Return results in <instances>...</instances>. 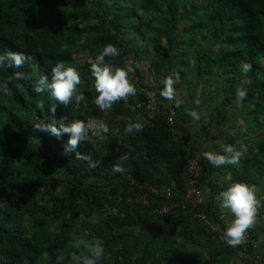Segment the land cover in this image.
I'll return each instance as SVG.
<instances>
[{"label":"trees","instance_id":"obj_1","mask_svg":"<svg viewBox=\"0 0 264 264\" xmlns=\"http://www.w3.org/2000/svg\"><path fill=\"white\" fill-rule=\"evenodd\" d=\"M201 28L208 29L211 36L208 52L195 48ZM190 30L195 36L188 37ZM108 43L121 49V56L108 62L118 66L125 61L140 63L152 53L147 71L165 62L170 72H179L186 83L184 89L186 85L195 89L208 76L216 86L214 97L205 100L209 104L217 101L212 104L218 127L226 123L227 106L240 105L244 115L249 113L251 121L244 122L256 126L255 139L247 145L241 163L227 168L229 179L210 183L209 177L218 169L197 148V143L220 138L226 131L212 136L208 125L191 131L190 116L180 112L174 102H170L175 109L172 124L160 105V112L143 122L142 132L124 135L126 125L140 117L137 105L145 100V91L155 93L159 102L166 101L159 95L163 85L154 80L152 87L150 81L145 83L147 77L139 67L133 74L139 79L136 96L104 113L91 103L96 92L89 61ZM175 46L191 52L189 59L175 58ZM202 46L207 48L203 42ZM8 50L34 59L22 68H0V83L14 72L25 74L24 81L11 80L13 95L0 92V264H56L58 249L65 255L63 264H71L70 254L77 249L69 231L104 242L106 256L101 264H225L224 255L230 252L242 254L250 264H264L263 248H253L264 237V220L260 231L249 230L251 242L246 250L227 244L219 247L223 240L213 239L219 233L214 226L224 229L213 202L215 195L238 181L256 185L257 178L264 175V0H0V53ZM59 60L80 70L83 83L79 88L88 98V107H77L74 102L67 108L58 105L56 118L67 117L66 122L103 119L110 129L103 143L93 135L95 138L77 149L100 161L95 169L74 159L75 153L62 154L67 135L58 140L32 128L56 106L47 93L32 89L42 74L50 78V70ZM241 62L252 65L247 74L252 83L247 99L238 104L236 88L244 78ZM218 72L226 74L225 83L218 79ZM154 76L158 77L156 71ZM41 101L43 111L36 108ZM227 136L225 144L240 140ZM124 153L137 158L123 165V174L112 173L111 167ZM196 153L202 157L204 202L185 212L187 161ZM139 184L165 185L170 192L154 195ZM143 195L145 199L137 200ZM171 205L162 216L153 213Z\"/></svg>","mask_w":264,"mask_h":264},{"label":"clouds","instance_id":"obj_2","mask_svg":"<svg viewBox=\"0 0 264 264\" xmlns=\"http://www.w3.org/2000/svg\"><path fill=\"white\" fill-rule=\"evenodd\" d=\"M121 56V49L114 43L106 44L95 57L89 61L90 73L93 77V86L96 92L91 103L94 104L100 112H108L113 106L137 94L136 84L133 82V74L140 66L138 62L128 61L123 66H118L115 61ZM34 57L21 51H11L0 53V68H22L25 63H31ZM240 71L242 78L236 88V102L242 103L248 97V86L252 81L247 78V74L252 70V65L247 62H241ZM11 80L24 81L25 74L23 72H14L9 80L0 83V92L5 96L13 95V90L9 87ZM83 83L80 70L72 66L66 61L59 60L50 70V78L48 74H42L36 81L32 91L35 93H47L49 100L56 101V106H51L48 111L50 116L32 126L33 131L46 133L56 139H61L64 135L68 136V140L64 145L63 155L75 153L74 159L86 161L90 168H97L100 161L93 160L91 154H82L77 149L85 141L90 139V134L94 135L100 143H103L109 133L108 124L103 119L90 118L85 121L82 119H73L67 121V117L56 118L58 105L67 108L73 102L77 107L83 105L88 107L87 96L80 91L79 86ZM161 83L163 85L159 95L169 102H174L176 108L182 106V101L177 97L176 85L180 83L179 72L172 71L165 76ZM153 97L155 93H152ZM197 108L199 101H196ZM36 108L43 111V102H38ZM188 116L193 120L199 121L201 113L195 109L186 110ZM144 123L141 117H137V122L128 123L124 129V135L128 136L133 133L142 132ZM248 146L237 141L236 144H222L219 151H204L201 153L210 165L215 168L225 166H238ZM139 155V154H137ZM130 153H124L118 156L110 171L114 174H123L126 169L123 166L129 159H136ZM220 200L219 207L221 211L228 210L234 217L223 230L221 239L227 246L236 248L246 242L249 230L255 227L261 209H264V195H260L259 188L254 184L245 181H238L230 184L227 190L219 193L217 197ZM70 240L74 241L75 248L70 254L71 264H101L106 256L104 242L93 237L91 240L79 237L76 233L69 231ZM253 245V244H252ZM45 258L47 254H45ZM65 255L62 250L56 252V264H63Z\"/></svg>","mask_w":264,"mask_h":264},{"label":"rangeland","instance_id":"obj_3","mask_svg":"<svg viewBox=\"0 0 264 264\" xmlns=\"http://www.w3.org/2000/svg\"><path fill=\"white\" fill-rule=\"evenodd\" d=\"M158 25V24H156ZM184 28V25L180 27L179 30H182ZM189 33L187 34L188 37H192L195 36V31H188ZM207 32H209L208 29L205 28H201L200 30L197 31V42H195V48H198V50H202L204 52H206L209 48L208 44H207V40L211 37L209 34H207ZM192 39V38H191ZM181 40V39H179ZM186 40V39H185ZM188 42H190L189 40H187ZM212 41V40H211ZM202 42L205 43V46L207 47L205 49L204 46H202ZM181 46V45H179ZM186 47V46H185ZM148 49V47H146ZM195 48H193L195 50ZM218 48V45L214 46V50H216ZM229 49H231V47H229ZM208 52V51H207ZM174 56L175 58L178 59H184L187 60L189 59V57L191 56V52H188L186 49L183 48H178L177 46L174 47ZM148 57V58H147ZM147 57H145V59L147 58V60H142L139 63V70L142 71L141 73L144 75V77L146 79H148V81H150L151 83L150 86L152 87V81L156 84H162L161 80L169 75L171 72L170 70H168V67H166V63L164 62H159L160 67L159 68H149V72L148 70V66L146 64H150L154 57L152 55V53L150 55H148ZM175 60L174 59L172 61L173 66L175 65ZM212 60V59H210ZM171 64V65H172ZM158 67V66H157ZM158 74V77L154 76V73ZM217 70H215L216 72ZM217 73V72H216ZM191 74V73H189ZM218 79H220L222 81L223 79V83H225V81L227 80V76L226 74L223 73H219L218 72ZM190 77V75H187ZM194 79L196 78V75L193 74ZM214 77V76H212ZM208 76H204L203 77V81L197 85V87L194 89H191V87L189 85H186V88L184 89V85L186 84L184 81H182V78H180V83L176 85V92H177V97L182 101V106L180 107V112L182 111V113H184V115H186V110H192L195 109L196 111H198L199 113H201V119L199 121H195L193 120L191 117L188 118V125L191 128V131L196 132L201 126L203 125H208V127L212 128V132L211 135L212 136H216L217 134L219 135L222 131H226V133H222L221 138L219 140H208L207 143H205V147L210 146L211 143L212 144H216L218 145L220 143V146L222 144H224V137L226 135H228L231 138L235 137V140L238 138L240 139L239 141L244 142L246 145L252 144L254 142V137H255V133H253V131L256 130V126L254 125H247L244 122V119L250 120L251 121V116L249 115V113H243V108L240 105H232V106H227V110H228V115L227 118L225 119V125L224 127L222 126V128L218 127L217 123H216V113L217 111L215 110L214 106L212 103L217 104L216 99H214L212 101V103H206L205 99H211L214 97L213 95V88L216 86V84H214V82H211V80L209 81ZM183 79L187 80L186 77H184ZM138 77L136 76V78H133V82L136 83L137 82ZM210 84H213V86H211ZM154 88V87H153ZM183 93H182V92ZM218 98L220 99L221 97L218 96ZM196 101H199V107L197 108L196 106ZM218 110L221 111L222 110V106L218 107ZM202 123V124H201ZM246 125V126H245ZM246 129V130H245ZM247 133L249 137H247L244 133ZM227 136V137H228ZM237 137V138H236ZM90 138H95L93 135H90ZM248 139L247 141H244ZM218 169V168H217ZM219 176V175H217ZM226 177V176H225ZM220 180V179H219ZM222 182V180H220ZM257 183L256 186L259 188L260 190V195H264V175L262 177H258L257 178ZM221 193V192H220ZM205 194V193H204ZM219 196V194H218ZM264 210V209H263ZM225 216V221H224V229L226 228L227 224L230 223V221L234 218L231 214L230 211L225 210L224 214ZM263 219V213L262 211L260 212L259 215V222H261V220ZM261 225V224H260ZM220 227H215V230L218 231V235H213V239L216 238V236H218L219 238H221L222 235V230ZM226 243L223 241H220V243L218 244L219 247H223L225 246ZM255 248L256 247H262L264 250V238H261L259 240V242H254ZM225 256V264H250L249 263V259H247L246 257H244L242 254H234L232 252L230 253H226ZM259 261V260H258ZM254 264H261V262H253Z\"/></svg>","mask_w":264,"mask_h":264},{"label":"built area","instance_id":"obj_4","mask_svg":"<svg viewBox=\"0 0 264 264\" xmlns=\"http://www.w3.org/2000/svg\"><path fill=\"white\" fill-rule=\"evenodd\" d=\"M127 61H125L126 63ZM146 98L144 101H142L140 104L137 105V110L140 111V117L142 118V121L145 122L147 119L153 117L155 114L160 112V105L165 108V114L167 118V122L169 124L173 123V119L175 116V109L174 106L169 101H161L157 99V96L152 95V93H149L148 91L144 92ZM201 160L202 157L199 153L194 154L192 157H190L187 161V172L189 175V181H188V189L184 195L183 198V205L182 209L187 212V207H197L203 204L204 202V187L200 181V178L202 176V167H201ZM138 187H144L143 185L139 184ZM148 190V192L158 195L159 193L168 195L170 190L165 185H160L158 187H151L146 185L144 187ZM145 199V195L139 197L137 200H143ZM130 202V199H128ZM171 206H162L160 208H157L153 211V213H156L158 215H164L166 214ZM197 217L201 218L205 222V218L201 215H196ZM250 233L247 234L246 242L241 245L243 246V249L246 250V246L250 243ZM253 248L255 246L253 245ZM261 257H258L260 259ZM264 258V255L262 256Z\"/></svg>","mask_w":264,"mask_h":264},{"label":"crops","instance_id":"obj_5","mask_svg":"<svg viewBox=\"0 0 264 264\" xmlns=\"http://www.w3.org/2000/svg\"><path fill=\"white\" fill-rule=\"evenodd\" d=\"M145 81V83H147L148 84V79H145L144 80ZM150 85V84H149ZM202 124V123H201ZM204 126H207V125H204ZM225 128V127H224ZM224 132V131H223ZM226 138V136L224 137V139ZM219 139H222L221 137L220 138H216L214 141H216V140H219ZM210 140H213V139H210ZM208 142V141H207ZM207 142H205V143H207ZM205 143H203V142H201V143H197V148H200V149H202L203 151H219V149H220V143L218 144V145H216V144H212L211 143V145L210 146H207V147H205ZM224 144H225V140H224ZM207 161V160H206ZM230 166H225V167H221V168H218V170L217 171H213V173L211 174V176L209 177V182L210 183H212L213 185H216V184H222L223 182H225L227 179H229L228 178V171H227V168H229ZM231 167H233V166H231ZM217 175H219V176H217ZM226 176V177H225ZM222 180V182L220 181V180ZM257 183H259V182H257ZM206 192H207V190H206ZM204 193H205V191H204ZM211 195V194H210ZM217 197H218V195H215V197L213 198V202H214V205H215V207H216V209H217V211H218V214H219V217H220V219H221V221L223 222V224H224V221H225V216L223 215L224 214V211H221V209H220V207H219V204H220V200H218L217 199ZM261 211H262V213H263V219L261 220V222H259V220H258V222L256 223V225H255V227L254 228H252V229H257L258 228V231H260V229H262V226H263V224H262V222H263V220H264V210L263 209H261ZM261 224V225H260ZM224 226H225V224H224ZM214 227H218L217 225L216 226H214ZM219 228V227H218ZM251 229V230H252ZM223 231V230H222ZM262 238H264V237H262ZM255 246V245H254ZM256 249H258V247H256Z\"/></svg>","mask_w":264,"mask_h":264}]
</instances>
